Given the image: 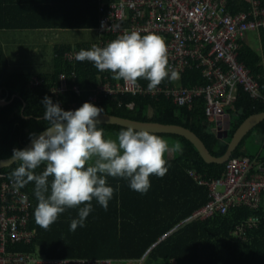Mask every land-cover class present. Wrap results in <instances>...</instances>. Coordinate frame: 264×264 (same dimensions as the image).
Here are the masks:
<instances>
[{
	"label": "trees",
	"instance_id": "1",
	"mask_svg": "<svg viewBox=\"0 0 264 264\" xmlns=\"http://www.w3.org/2000/svg\"><path fill=\"white\" fill-rule=\"evenodd\" d=\"M112 1L91 0L84 15L83 12L78 14L81 8L71 5L76 3L71 0H0V31L89 28L97 31L99 39H105L98 33L102 17L100 8ZM258 1L260 9H264V0ZM27 10L33 15L29 16ZM250 11L251 5L246 0H227V12L231 16ZM15 12H22L26 16L20 21L14 20ZM260 34L263 52L239 40L237 58L259 82L264 94V30ZM71 47H54L51 68L33 73L14 71L0 42V100L8 102L0 106V160L11 158L13 149L21 150L30 141V136H36L47 128L42 103L46 96L53 103H59L64 111H75L87 102L103 109L102 114L140 122L183 126L201 138L215 157L225 154L231 136L247 117L264 112L263 100L252 99L238 88L235 100L225 110L229 118L228 137L220 138L215 132L217 123L210 121L206 115L204 97L195 99L191 106H179L165 96L152 98L128 94L102 97L94 104L90 96L92 89L99 84L95 66L88 60L77 61L66 57L64 52ZM62 73L68 75V82L72 86H79L80 93L69 89L59 97L51 94V90L58 87ZM73 73L76 74L75 81ZM105 74L110 83L116 80L110 71ZM144 81L147 83V80ZM165 84L173 85L176 82L166 79L161 85ZM181 84L190 88L206 86L208 81L203 77L202 69L193 64L184 72ZM130 103H133L131 110L126 107ZM97 127L103 129L105 138L117 137L119 132L128 130L116 125ZM256 132H261V135L253 138ZM155 135L169 144L179 142L183 148L182 152L165 154L167 174L163 178L150 176L151 187L143 195L132 190L126 179L106 177L107 186L114 189L107 211L93 200V211L86 218L85 226H78L75 231L70 230V224L73 219L79 218L78 208L66 209L55 223L44 229L36 222L34 215L38 206L34 182L20 188L31 201L28 229L34 237L29 243L8 244L7 251L49 259L110 258L140 261L152 245L157 244L142 264H172L173 261L178 264H264L262 206L257 210L240 207L224 215L215 214L206 220L191 222L158 243L164 234L209 202L208 189L198 186L188 171L193 170L204 180L211 181L224 176L226 164L206 163L195 146L184 137ZM249 139H253L251 143ZM231 157L264 161V121L247 133ZM18 167L19 163L16 162L11 167L0 169V188L4 177L10 179V174ZM45 169L46 164H42L34 172L41 174ZM51 180L52 177H49ZM256 216L260 218L258 225L247 231L245 240L237 239L234 236L236 227Z\"/></svg>",
	"mask_w": 264,
	"mask_h": 264
},
{
	"label": "built area",
	"instance_id": "2",
	"mask_svg": "<svg viewBox=\"0 0 264 264\" xmlns=\"http://www.w3.org/2000/svg\"><path fill=\"white\" fill-rule=\"evenodd\" d=\"M246 1L250 3L251 11L231 16L227 12V0H113L100 8L102 17L98 33L106 38L99 39L89 48L74 45L64 54L76 60L80 50H90L93 45L106 47L111 41L132 31L139 32L141 36L156 34L167 45L169 67L179 74L173 80L176 84L159 85L149 90V82L145 83L144 79L138 80V87L122 79L110 83L106 71L100 72L95 68L99 84L92 89L90 101L96 104L102 97L128 94L152 98L165 96L179 106H191L195 99L204 97L208 119L218 122L223 120L226 108L235 100L238 88L252 99L264 101L259 82L237 58L239 40L247 32L260 34L264 30V9H260L258 0ZM193 64L202 69L203 77L208 81L206 86H182L183 74ZM72 77L73 81L77 79L75 73ZM69 89L81 92L79 86H72L68 82V75L62 73L58 87L53 88L51 94L59 97ZM126 107L133 109V103ZM188 173L198 186L208 189L209 202L164 234L158 243L191 222L206 220L215 214L224 215L240 207L257 210L261 206L264 161L260 159L230 157L224 176L211 181L204 180L193 170ZM30 210L29 196L15 188L11 179L4 177L0 188V264H142L157 245H152L140 261L110 258L49 259L8 252V244L29 243L33 239L34 234L28 229ZM259 221L257 216L249 218L236 227L234 236L245 240L247 231L256 227Z\"/></svg>",
	"mask_w": 264,
	"mask_h": 264
},
{
	"label": "clouds",
	"instance_id": "3",
	"mask_svg": "<svg viewBox=\"0 0 264 264\" xmlns=\"http://www.w3.org/2000/svg\"><path fill=\"white\" fill-rule=\"evenodd\" d=\"M102 29H106L101 25ZM168 49L164 39L156 34L141 36L132 31L111 41L106 47L93 45L80 50L77 61H91L100 72L110 71L112 78L139 86L147 80L148 89H156L166 79L175 80L178 72L169 67ZM46 131L30 136V149H13L11 160L19 167L10 174L13 186L23 188L34 182L38 206L36 222L48 229L66 209L78 208L70 230L84 227L96 200L105 211L114 189L107 186L106 177L129 181L132 190L147 194L150 176L163 178L168 172L165 154L182 152L179 142L169 144L149 130L129 128L118 133L117 139L105 138L97 127L103 109L84 103L75 111H64L49 97L42 101ZM46 164L41 174L34 170ZM49 177H52L51 182ZM84 205L83 207H80Z\"/></svg>",
	"mask_w": 264,
	"mask_h": 264
},
{
	"label": "water",
	"instance_id": "4",
	"mask_svg": "<svg viewBox=\"0 0 264 264\" xmlns=\"http://www.w3.org/2000/svg\"><path fill=\"white\" fill-rule=\"evenodd\" d=\"M8 102L0 100V106L7 105ZM98 120V125H116L124 128H132L134 130H149L153 134H170L178 135L189 140L200 153L203 160L208 164H226L231 157L232 153L236 150L242 139L250 132L253 128L264 121V112L259 114H253L247 117L234 131L231 139L227 145V151L221 157L213 156L205 143L199 138L193 131L180 125H168L157 122H140L130 120L126 118H120L108 114H101ZM229 124V122H228ZM228 128V125H227ZM46 129L40 132L36 137L43 134ZM220 138H227V129L224 130V121H218V127L215 129ZM32 147L31 140L24 145L21 150L30 149ZM16 162L12 161L11 158L0 160V169L11 167Z\"/></svg>",
	"mask_w": 264,
	"mask_h": 264
},
{
	"label": "rangeland",
	"instance_id": "5",
	"mask_svg": "<svg viewBox=\"0 0 264 264\" xmlns=\"http://www.w3.org/2000/svg\"><path fill=\"white\" fill-rule=\"evenodd\" d=\"M10 33L13 32L11 31ZM68 33L72 34L71 37L80 35L75 31L66 32L59 29L48 30L45 33L41 31H20L16 32V34L13 33L12 37L8 39L4 38V34H0V41L4 45L7 55L12 57L13 62H10V66L13 67L14 71L39 73L51 68L53 47L57 43L69 40ZM89 36H92V41L97 40L95 31H90ZM251 39L253 38L251 37ZM251 45L258 49L260 48V43L257 39L252 40ZM109 138L117 139L114 136ZM261 205L264 207V199Z\"/></svg>",
	"mask_w": 264,
	"mask_h": 264
},
{
	"label": "crops",
	"instance_id": "6",
	"mask_svg": "<svg viewBox=\"0 0 264 264\" xmlns=\"http://www.w3.org/2000/svg\"><path fill=\"white\" fill-rule=\"evenodd\" d=\"M54 1H69V0H54ZM71 1H74V2H76V3H72L71 5H74V6H80V11H79V13L78 14H80L81 12H83L84 13V15L86 14V12H87V6H89L91 3V0H71ZM28 4V3H27ZM27 4L25 5V6H27ZM53 4V3H52ZM20 6H24V5H20ZM17 11V10H16ZM28 12H29V10H27ZM16 13V12H15ZM19 15H18V14ZM16 14H15V16L13 17V19L14 20H17V21H20L21 19H23L24 18V16H26V14H23L22 12H17ZM28 15L29 16H32L33 14H31L30 12L28 13ZM84 21H85V17H84ZM48 30H57V29H46V30H27V29H18V30H14V29H10V30H1L0 31V34H4V38L5 39H8V38H10V37H12V34L14 33V34H16V32H20V31H33V32H38V31H41V32H46V31H48ZM59 30H64V31H75V32H77V34H80V35H74L73 37H71L72 36V34H70V33H68V37H69V40H67V41H64V42H60V43H57V44H55L54 45V47H58V46H61V45H72V46H74V45H81L82 47L83 46H85V47H87V46H91L92 45V43H94V42H96L98 39H99V37H98V34H97V31L95 30V29H89V28H82V29H59ZM13 32V33H10V32ZM92 32V31H95L96 32V34H97V40L96 41H92V36H89V32ZM62 32V31H61ZM34 34V33H33ZM251 37L253 38V39H251ZM71 38H72V40H71ZM258 40L259 41V43H260V48L258 49V48H256V47H253L252 45H251V41L252 40ZM262 38H261V34H257V33H255V32H247L246 33V35H245V37L242 39V41L243 42H245L246 44H248L249 46H251L252 48H255V49H257V50H259L261 53L263 52V50H262V40H261ZM1 42V41H0ZM2 43V42H1ZM2 45H3V43H2ZM54 47H53V52H54ZM3 48H4V45H3ZM4 50H5V48H4ZM5 52H6V50H5ZM7 54V53H6ZM8 56V55H7ZM8 59H9V61L10 62H13V60H12V57H10V56H8ZM251 98V97H250ZM223 121H224V130L225 129H227V125H228V122H229V118H228V116L227 115H224L223 116ZM217 123V127H218V122H216ZM216 127V128H217ZM259 135H261V132H256L255 133V136H253V138H256V136H259ZM252 140L253 139H249V142L251 143L252 142ZM253 148V147H252ZM263 199H264V197H263ZM262 199V200H263ZM262 206V205H261ZM262 208H263V210H264V207L262 206ZM172 264H178L176 261H173V263Z\"/></svg>",
	"mask_w": 264,
	"mask_h": 264
}]
</instances>
